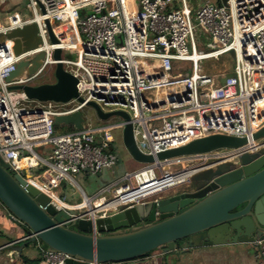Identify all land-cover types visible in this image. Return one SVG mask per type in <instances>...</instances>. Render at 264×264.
Here are the masks:
<instances>
[{"label":"built area","instance_id":"obj_1","mask_svg":"<svg viewBox=\"0 0 264 264\" xmlns=\"http://www.w3.org/2000/svg\"><path fill=\"white\" fill-rule=\"evenodd\" d=\"M9 1L0 0V37L35 24L41 43L17 55L13 40L0 41V158L13 174L26 178V173H35L28 182L49 196L58 212H75L63 225L88 221L99 234L96 223L110 212L184 186L209 160L233 154L217 151L174 159L169 167L179 165L178 171L156 160L89 194L80 176H97L120 165L119 139L123 144L128 123L139 150L155 159L214 135L250 140L264 127V0H208L197 10L188 0H29L25 14H10ZM69 39L79 42L78 47L63 45ZM57 49L76 54L74 60L62 57V62L78 78L83 102L36 101L32 107L23 91L10 88L40 85L57 64ZM41 53L45 59L36 73L7 81L17 64ZM228 54L234 60L229 73L208 74L201 67ZM180 64H188L189 70ZM227 74L232 76L221 84ZM91 102L105 113L126 112L130 122L120 118L119 123L57 132L56 117L82 112ZM63 185L69 190L61 191ZM260 256L264 258V250ZM68 260L77 262L62 253L43 252L44 264Z\"/></svg>","mask_w":264,"mask_h":264},{"label":"water","instance_id":"obj_2","mask_svg":"<svg viewBox=\"0 0 264 264\" xmlns=\"http://www.w3.org/2000/svg\"><path fill=\"white\" fill-rule=\"evenodd\" d=\"M46 24L52 43H59L49 21ZM5 39L14 41L17 55L41 43L35 24L0 37V41ZM44 59L45 54L41 53L21 61L7 81L14 83L24 75L32 76L43 66ZM54 59L57 61L54 83L10 89L23 91L30 101L68 103L79 99L83 102L78 92L79 80L65 69L61 49L55 51ZM231 76L227 74L221 84ZM87 107L102 122L114 117L130 122L126 112L105 113L94 102ZM55 124L61 129L77 131L87 127L81 112L56 117ZM123 144L130 156L144 165L156 160L166 164L174 159L217 151H233V154L209 160L206 168L184 186L144 204L110 212L108 218L97 221L99 234L94 233V225L88 221L63 225L75 212H58L50 205L49 196L28 182L37 177L35 173H26V178L13 174L10 165L0 158V210L23 228L24 239L29 238L18 248L19 253L25 248H38L42 252L68 255L79 263L120 264L143 259L159 249L165 254L184 255L200 247L251 244L263 251L264 127L250 140L214 135L160 153L155 159L139 150L133 125L128 123L123 131ZM166 169L171 168L166 166ZM85 174L88 178V172ZM77 262L68 260V264Z\"/></svg>","mask_w":264,"mask_h":264},{"label":"crops","instance_id":"obj_3","mask_svg":"<svg viewBox=\"0 0 264 264\" xmlns=\"http://www.w3.org/2000/svg\"><path fill=\"white\" fill-rule=\"evenodd\" d=\"M205 1L208 0L200 2L198 4L199 7ZM189 4L194 10L199 8L194 3L189 2ZM124 172L123 167L117 166L112 170L101 173V176L89 175L86 178L87 174H83L80 176V179L86 191L88 190L89 194H93L105 184L121 177ZM90 177H94L93 182L96 183L95 187H92V183L89 181ZM67 190L69 188L63 185L61 191ZM69 197L72 196L69 195ZM25 236L23 228L18 227L5 212L0 210V264H27L24 262V259L44 264L43 252L38 250V248H25L21 253L18 252V248L27 241L24 239ZM262 249L264 250V247ZM260 254L261 252L251 244L200 247L184 255L181 253L167 255L162 250L160 253L157 252L143 259L120 264H264V258Z\"/></svg>","mask_w":264,"mask_h":264},{"label":"rangeland","instance_id":"obj_4","mask_svg":"<svg viewBox=\"0 0 264 264\" xmlns=\"http://www.w3.org/2000/svg\"><path fill=\"white\" fill-rule=\"evenodd\" d=\"M28 1L29 0H10L7 3V9H10V10H8L10 12V14L19 13V12H21L22 14H25V13H27L26 8L28 5ZM202 1L203 0H189V2L194 3L197 6V8L199 7L198 4H200V2H202ZM209 1L216 2L217 0H209ZM4 7H6V5ZM202 40L204 42L205 47L209 46V41L205 37H202ZM62 57L64 59H73L74 60L76 58V54L71 55L69 52H63ZM180 65L187 67V69L189 68L188 64L187 65L180 64ZM233 66H234V60H233L232 54H228L224 58H221L219 61L210 60V61H204L201 63V67L204 69V71H206L208 74L214 73L215 75H218L220 73H225V72L229 73V72H231ZM55 68H56L55 66L50 67L47 70V72H45L44 76L39 80V84L54 83L55 82V75H54ZM36 103H37L36 101H33L32 107L37 106L38 104H36ZM81 113L84 116V118L86 119L87 125L92 126V127L105 125V124H109V123L110 124L119 123L121 121L120 118L114 117V118H111L108 122H102L97 117L95 111L90 107H86ZM118 138H119V136H118ZM37 150H38V148H37ZM119 155L121 158V163L119 166L123 167V170L125 172H132L134 170L140 169V168L145 166L144 164H140V163L136 162L130 156V154L127 152V150L125 149L123 144L120 142V139H119ZM181 168L182 167L178 165V166H173L171 169H172V171H178V170H181ZM93 178L94 177H90L89 181L92 183V187H95L96 183L93 182V180H94ZM35 181L40 182L39 179H35ZM91 183H90V185H91ZM157 252L158 253L162 252V249H159V250L153 252L151 255H153Z\"/></svg>","mask_w":264,"mask_h":264},{"label":"trees","instance_id":"obj_5","mask_svg":"<svg viewBox=\"0 0 264 264\" xmlns=\"http://www.w3.org/2000/svg\"><path fill=\"white\" fill-rule=\"evenodd\" d=\"M218 1V0H217ZM56 130H57V132H59V133H62V132H67V131H72L71 129H61L59 126H56ZM44 150H45V148L44 147H40V148H38V152L39 153H43L44 152ZM43 170H40V172H42ZM182 249V247H180V250ZM152 254V253H151ZM151 254H149V255H147L146 257H148V256H150ZM170 254H172V253H170ZM168 255V254H167ZM24 262L25 263H27V264H39V262L38 261H29V260H27V259H24Z\"/></svg>","mask_w":264,"mask_h":264},{"label":"bare ground","instance_id":"obj_6","mask_svg":"<svg viewBox=\"0 0 264 264\" xmlns=\"http://www.w3.org/2000/svg\"><path fill=\"white\" fill-rule=\"evenodd\" d=\"M76 43L78 44L79 42H73L72 39H69V40H64L63 41V45H67V46H70L71 48H77L78 46L76 45ZM79 45V44H78ZM229 156V155H227ZM225 156V157H227ZM224 158V157H223ZM183 159L181 160H176V161H180V162H184V160L182 161ZM170 163V162H169ZM169 163H166V166H169L170 164ZM194 172L191 171V172H187L186 175H191L193 174Z\"/></svg>","mask_w":264,"mask_h":264}]
</instances>
